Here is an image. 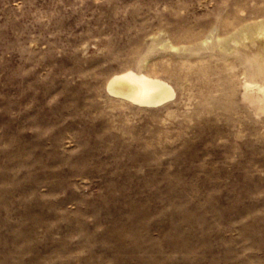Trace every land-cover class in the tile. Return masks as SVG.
Here are the masks:
<instances>
[{
	"label": "rangeland",
	"instance_id": "374dc122",
	"mask_svg": "<svg viewBox=\"0 0 264 264\" xmlns=\"http://www.w3.org/2000/svg\"><path fill=\"white\" fill-rule=\"evenodd\" d=\"M262 22L264 0H0V264H264ZM127 69L174 99L112 98Z\"/></svg>",
	"mask_w": 264,
	"mask_h": 264
},
{
	"label": "bare ground",
	"instance_id": "6f19581e",
	"mask_svg": "<svg viewBox=\"0 0 264 264\" xmlns=\"http://www.w3.org/2000/svg\"><path fill=\"white\" fill-rule=\"evenodd\" d=\"M252 32L248 29L241 36L249 39ZM256 33L258 37H264V22L258 25L254 34ZM261 56L263 58L247 63L248 79L244 82V98L255 105L257 111L264 113V51ZM105 90L112 98L140 109L163 107L175 97L173 87L166 81L130 69L110 77Z\"/></svg>",
	"mask_w": 264,
	"mask_h": 264
}]
</instances>
